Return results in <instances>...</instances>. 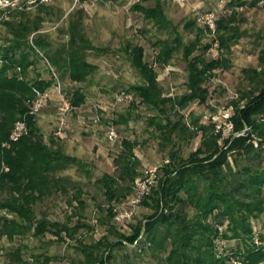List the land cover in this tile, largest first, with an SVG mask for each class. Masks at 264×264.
<instances>
[{
	"label": "trees",
	"instance_id": "16d2710c",
	"mask_svg": "<svg viewBox=\"0 0 264 264\" xmlns=\"http://www.w3.org/2000/svg\"><path fill=\"white\" fill-rule=\"evenodd\" d=\"M145 1H135L131 9L158 29L170 33L172 30L175 36L171 33L154 42L157 52L151 61L145 57L144 45L128 43L132 64L142 80L126 89L135 96L132 102L122 103L128 108L109 120L116 125H129L130 120L141 117L137 108L144 104L153 112L147 116V124L160 139V149L172 145L166 154L169 162L159 167L157 181L141 202L152 207L153 212L147 214L143 222L129 225L128 233L116 229L113 218L117 208L132 196L134 179L140 174L141 161L135 152V139L124 137L121 140L122 147L113 159L116 166L113 173L103 172L93 179L78 157L53 145L55 140L68 137L60 138L52 133L47 141L39 130L37 115L51 105L52 97L38 114L29 113L34 88L48 89L55 80L49 67L44 68L46 74L37 67L43 58L36 48L58 73L62 91L71 103L70 114L86 101L82 84L97 67L87 58L92 43L83 29L84 8L69 15L66 44L52 49L37 33L43 25V13H51L55 7L53 0L34 6L38 7L34 14L30 9L11 10L0 21L3 30L0 43V238L14 239L32 232L36 237L52 233L61 241L76 239L79 244L76 247L84 254V259L76 264H137L135 260L146 253L160 264H264V34L260 32L256 41L257 65L243 69L247 87L240 89L239 96L228 105L233 107L229 119L234 129L230 135L224 137L223 130H216L215 114L196 115L193 110L185 111L193 102L212 108L209 81L217 69L230 67L231 48L244 33L241 25L246 21L245 11L263 0H230L217 15L216 33L208 42L202 41V36L209 34L208 30L196 17L187 19L184 24L185 28L196 31L195 38L183 42L178 24L169 17L162 1L155 0L152 5ZM214 42L221 52L211 57L207 50ZM181 47L188 72L186 91L169 94L160 83L158 69L165 67ZM154 60L157 66L153 65ZM32 70L36 71L33 75ZM243 99L245 102L241 103ZM57 110L60 115V107ZM24 114L29 133L12 142L10 147H4L3 142L8 139L14 122ZM245 127L248 128L244 130ZM198 135L201 137L199 145L187 157L183 156L180 152L183 142H190ZM72 164L84 169L90 181L104 194L108 204L101 209H105L106 218L100 221L110 233L116 234L115 241H108L105 235L91 243L80 240L77 237L80 227L91 226L83 221L82 215L71 224V219L51 220L36 212L38 201L59 188L67 189L64 184L67 177L59 174ZM73 200L82 208L86 206L80 188L69 202ZM128 244L135 245V250L126 252L124 259L117 262L115 248ZM10 254L13 259L22 260L21 248ZM49 259L45 256L41 264H47Z\"/></svg>",
	"mask_w": 264,
	"mask_h": 264
},
{
	"label": "rangeland",
	"instance_id": "374dc122",
	"mask_svg": "<svg viewBox=\"0 0 264 264\" xmlns=\"http://www.w3.org/2000/svg\"><path fill=\"white\" fill-rule=\"evenodd\" d=\"M135 1L137 0H80L74 3L72 0H55L52 3L55 5L52 12L43 13L45 15L43 25L37 31L49 43L48 47L56 49L68 41L69 15L79 8H84L86 11L83 17V29L92 43V47L88 49L87 58L97 67L82 84L87 95L86 101L68 117V138L62 141L55 140L53 145L59 146L67 154L78 157L86 164L84 169H88L93 179L103 172H114L116 166L113 159L122 147L121 140L124 137L137 141L135 152L139 155L141 163L139 164L140 174L135 179L142 174L144 168L160 164L165 157H168L167 151L172 147L169 144L165 150L160 149V139L153 135L150 131L151 127L149 128L147 124V116L153 112L144 104L137 108V113L141 114V117L130 120L129 125H116L109 120L118 112H124L128 108L126 104L114 103L115 93L121 89L126 90L131 84L142 80L139 70L132 64L127 50L128 43L144 45L145 57L151 61L157 52L154 42L158 38L171 36V33L172 37L175 36L172 30L171 33L166 29L160 30L144 19L142 14L133 11L131 5ZM161 1L169 17L178 24L182 41L189 42L195 38L196 31L184 27L187 19L195 17L197 10H214L218 15L228 6L230 0H188L186 3L179 0ZM154 3L155 0L145 1L147 5ZM37 8L34 7L29 12L34 14ZM238 8L243 9L242 6ZM245 17L246 21L241 25L244 33L229 53L232 60L230 67L217 69L215 76L209 81L211 89L209 103L212 108L193 102L185 111L193 110L196 115L215 114L216 119L220 120L224 119L225 113H232L233 107L228 106L230 100L238 97L239 90L248 85L243 69L258 63L256 41L259 39L260 32L264 34V0L256 7L248 8L245 11ZM2 35L3 30L0 26V43L3 39ZM32 37L33 34L30 35V39ZM211 39L212 35L202 36L203 42ZM182 51L183 47L175 52L165 67L158 69L160 83L169 94L186 91L185 81L188 72L186 63L182 59ZM220 52L221 50L215 45L207 50L211 57L219 56ZM37 67L46 74L43 61L39 62ZM30 73L33 75L36 71L32 70ZM63 83L66 87L69 86L68 81ZM52 100L53 103L51 102L50 106H46L47 108L37 115L39 130L47 141H50V135L58 122L57 108L61 105L56 92H53ZM244 102L245 99L241 101V103ZM97 113L100 115V120L95 121L94 117ZM111 125L117 128L120 135L116 141L108 138V129ZM231 133L232 131L226 129L224 137ZM200 139L198 135L190 142H183L181 154L187 157L199 145ZM84 169L77 164H72L61 171L59 175L67 177L64 181L67 189L59 188L45 199L38 201L35 204V210L39 215L45 214L51 220L71 219V224H74L80 215L84 216L83 221H87L91 228L80 227L77 237L85 243H91L104 235L108 241H115L116 234L110 233L106 224L100 221L106 218V211L101 208H106L107 200L99 187L90 181ZM78 188L82 190V197L86 201L84 208L77 203V200L69 202ZM126 204L127 202L123 206ZM153 210L152 207L141 204L135 215L126 223L115 222L116 229L119 232L128 233L129 225L143 222L145 216ZM262 221L264 222V214ZM64 234L63 232L62 235ZM141 244L138 245V251L141 249ZM76 245H79L78 240L61 241L52 233L36 237L30 232L23 236L17 235L14 239L3 236L0 238V264H41L45 256L50 258L47 264H76L84 259L83 252ZM134 246L128 244L127 247H116L115 260L119 262L124 259L126 252L133 253ZM18 247L21 248V261L13 259L10 254ZM135 261L137 264H160L149 253Z\"/></svg>",
	"mask_w": 264,
	"mask_h": 264
},
{
	"label": "built area",
	"instance_id": "2783aa9c",
	"mask_svg": "<svg viewBox=\"0 0 264 264\" xmlns=\"http://www.w3.org/2000/svg\"><path fill=\"white\" fill-rule=\"evenodd\" d=\"M53 0H0V21L7 17L8 13L11 10H28L34 6L41 3H49ZM74 3H78L80 0H72ZM182 3H186L188 0H179ZM197 21L204 24L208 30L209 35H215L216 33V18L217 15L214 10H197L195 15ZM214 45L217 46V42H214ZM38 53L42 56L45 66L49 67L52 71V74L55 78L52 87L40 90L34 88L35 97L31 104L29 110L30 114H38L42 107L48 102L52 97L53 92L57 93V96L60 100V115L56 127L53 130V134L60 138L68 137V117L71 111V103L66 97L65 93L62 91L61 80L56 72L55 68L50 63L49 59L44 55V53L36 48ZM153 65L157 66V62L154 60ZM135 99L134 93L125 89L117 91L114 95V103L122 104L132 102ZM230 112L225 113L224 119H216V130H225L233 131V122L229 119ZM95 121L99 120V115L94 117ZM262 120H264V113L262 114ZM248 127H245L246 130ZM29 133V125L27 121V115L24 114L21 118H18L10 131L8 139L3 142L4 147H10L11 143L19 140L22 136ZM108 138L111 141H116L120 138L117 128L114 125L109 126L108 129ZM169 158L165 157L163 161L158 165H153L143 169L142 174L138 176L134 181V190L132 196L128 199L125 206H120L117 208V211L114 215V220L119 224H124L130 220L135 213L137 212L138 207L140 206L143 198L150 192L152 186L157 181V175L159 167L163 163L169 162ZM222 229V226H220Z\"/></svg>",
	"mask_w": 264,
	"mask_h": 264
},
{
	"label": "crops",
	"instance_id": "0c3cea01",
	"mask_svg": "<svg viewBox=\"0 0 264 264\" xmlns=\"http://www.w3.org/2000/svg\"><path fill=\"white\" fill-rule=\"evenodd\" d=\"M52 101H53V100H52ZM47 106H50V104H49V105H47ZM45 108H47V107H45ZM45 108H44V109H45ZM44 109H43V110H44Z\"/></svg>",
	"mask_w": 264,
	"mask_h": 264
}]
</instances>
